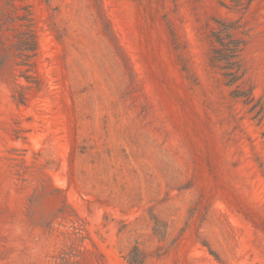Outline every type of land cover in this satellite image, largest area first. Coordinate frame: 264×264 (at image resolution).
<instances>
[{"label":"rangeland","instance_id":"rangeland-1","mask_svg":"<svg viewBox=\"0 0 264 264\" xmlns=\"http://www.w3.org/2000/svg\"><path fill=\"white\" fill-rule=\"evenodd\" d=\"M21 4L33 84L9 51ZM240 5L0 0V264H129L134 247L141 264H264V0ZM217 21L251 104L213 60Z\"/></svg>","mask_w":264,"mask_h":264},{"label":"trees","instance_id":"trees-1","mask_svg":"<svg viewBox=\"0 0 264 264\" xmlns=\"http://www.w3.org/2000/svg\"><path fill=\"white\" fill-rule=\"evenodd\" d=\"M235 7H242L240 4H249L251 0H229ZM224 4V3H221ZM14 17L10 19L15 26L13 29L12 41L9 47L11 56L17 66H24L26 70L22 72V77L28 82L33 84L28 72L32 69L33 58L36 57L37 44L34 30L32 28L31 13L29 5L21 4L19 6H13ZM9 17L1 19L0 28L7 23ZM217 27L214 29L212 36L215 42L213 49V60L218 65L221 76L227 87H235V90L231 92V95L236 99H242L244 104H251L253 98L251 96L250 89L243 88V69L241 61V51L243 47L242 41L234 37L233 27L224 21H217ZM18 60V61H17ZM2 62H0V70ZM263 109L260 107V111L256 114H261ZM67 257L60 259V264H79L70 261V254H66ZM84 260V258H82ZM129 264H141V252L134 247L128 257Z\"/></svg>","mask_w":264,"mask_h":264}]
</instances>
